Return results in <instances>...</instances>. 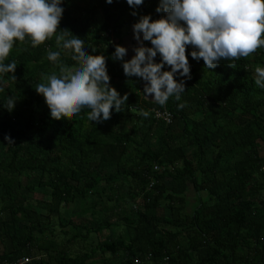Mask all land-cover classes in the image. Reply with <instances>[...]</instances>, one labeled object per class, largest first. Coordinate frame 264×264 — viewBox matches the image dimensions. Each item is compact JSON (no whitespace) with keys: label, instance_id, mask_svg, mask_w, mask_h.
Wrapping results in <instances>:
<instances>
[{"label":"trees","instance_id":"trees-1","mask_svg":"<svg viewBox=\"0 0 264 264\" xmlns=\"http://www.w3.org/2000/svg\"><path fill=\"white\" fill-rule=\"evenodd\" d=\"M158 3L145 0L133 16L126 0H64L59 29L108 57L111 83H128L133 77L111 55L140 15H164ZM48 50L75 65L55 37L35 48L18 42L6 61H16V80L6 74L0 84L1 261L264 264V89L254 83L264 48L215 69L189 55L181 101L161 107L130 93L122 112L103 123L90 122L87 108L50 117L35 90L59 72ZM9 97L17 100L11 112Z\"/></svg>","mask_w":264,"mask_h":264},{"label":"clouds","instance_id":"clouds-1","mask_svg":"<svg viewBox=\"0 0 264 264\" xmlns=\"http://www.w3.org/2000/svg\"><path fill=\"white\" fill-rule=\"evenodd\" d=\"M113 2L106 0L107 4ZM63 3L64 0H0V84L6 74L16 80V61H6L18 42L27 40L35 48L55 37L57 47L76 63L63 65L61 51L48 50L47 59L60 66L59 72L47 75L45 82L36 85V92L43 96L55 120L87 108L90 122L103 123L113 111L122 112L128 94L121 95L111 84L108 57L92 55L88 51H95L91 45L78 35L68 38L67 29H59L65 11ZM126 3L133 10L131 15L137 16L145 0ZM156 12L164 15L158 19L151 14L140 15L132 25L137 46L132 49L131 59H125L128 48L119 44L111 59L121 62L126 77L146 82L142 91L145 98L161 107L170 98L181 101L185 79H191L189 55L197 62L202 59L206 68L215 69L223 60H239L264 48V0H159ZM189 46L192 50L186 54ZM255 74L254 83L264 89V66H257ZM16 101L9 97L4 107L11 112ZM177 107L183 109L185 104ZM151 109L153 112L155 108ZM141 114L147 118L150 112ZM4 139L14 143L9 134Z\"/></svg>","mask_w":264,"mask_h":264},{"label":"crops","instance_id":"crops-1","mask_svg":"<svg viewBox=\"0 0 264 264\" xmlns=\"http://www.w3.org/2000/svg\"><path fill=\"white\" fill-rule=\"evenodd\" d=\"M119 38H121L120 40H122L121 41V45L128 48V55L125 57V59L126 60L131 59V57L134 55V52L132 51V49H133L134 46H137V42L133 39V29L130 28V30H127L126 32H124L122 30V33L120 34ZM145 43L148 46H151L150 42H145ZM155 59H156V62H159V59H160L159 55ZM165 70H169V69L166 68ZM122 81H125V80H122ZM127 82L128 83H121V80H114L111 84L114 87H117L118 89H120L123 92L127 93L128 95L130 93H134L135 92V93H139L140 96L142 98H144L145 100H148V99L145 98V96H144V94L142 92L144 84L146 82H144L142 79H140L138 77H135V76H133V78H131V81L127 80ZM149 99H151V96H149ZM148 101H150V100H148ZM129 104H131V103H129ZM133 106H135V105H133Z\"/></svg>","mask_w":264,"mask_h":264},{"label":"built area","instance_id":"built-area-1","mask_svg":"<svg viewBox=\"0 0 264 264\" xmlns=\"http://www.w3.org/2000/svg\"><path fill=\"white\" fill-rule=\"evenodd\" d=\"M153 115L156 117H163L166 121L170 120V114L165 110H160L158 108H155L153 109ZM29 260H30L29 257L20 258L16 262H4L0 260V264H26L29 262ZM135 263L138 264L139 260L138 261L135 260Z\"/></svg>","mask_w":264,"mask_h":264},{"label":"rangeland","instance_id":"rangeland-1","mask_svg":"<svg viewBox=\"0 0 264 264\" xmlns=\"http://www.w3.org/2000/svg\"><path fill=\"white\" fill-rule=\"evenodd\" d=\"M123 31L126 32L127 29L124 28ZM121 33H122V32H121ZM32 196H33V197H36V198H37V197H40L39 194H36V193H33ZM69 211H70V208H66V209L64 210L65 215H69ZM111 232H112L111 230H107V231H105V233H102V234L97 235V236H98V237H97V238H98V241H102L103 239L108 238L109 235L111 234Z\"/></svg>","mask_w":264,"mask_h":264}]
</instances>
